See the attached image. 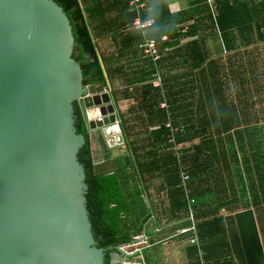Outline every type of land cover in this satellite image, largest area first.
<instances>
[{
	"label": "trees",
	"instance_id": "trees-1",
	"mask_svg": "<svg viewBox=\"0 0 264 264\" xmlns=\"http://www.w3.org/2000/svg\"><path fill=\"white\" fill-rule=\"evenodd\" d=\"M53 1L75 35L84 86L95 85L100 91L123 74V96L136 100L127 132L135 130L137 140L125 156L113 159L106 154L104 171L95 166L91 139L76 105L77 132L86 139L79 160L89 187L87 208L97 245L106 250L105 263L110 264L117 246L144 232L150 235L151 221L161 224L148 199L153 184L157 198H165L160 205L167 201V223H183L172 226L162 240L191 227L193 213L202 244L200 259L197 247L189 248L196 264H264L253 211L238 212L244 196L254 206L264 202V0H188L187 10L177 14L166 1L141 0L151 5V11L144 13V7L140 16L155 20L149 38L161 44L160 64L178 60L184 71L166 78L172 84H166L170 88L164 97L152 85L156 70L151 62L143 59L145 66L133 68L144 37L132 30L139 14L131 0ZM184 23H189L187 28H180ZM210 35L221 42L215 59L206 45ZM107 37L116 54L102 52L99 41ZM162 37L170 44L161 43ZM164 99L167 108L160 109ZM135 121L144 126L136 129ZM167 122L170 127H165ZM209 202L214 207L202 208ZM222 209L234 217L222 218ZM227 232L234 234L228 241ZM184 234L191 238L194 232ZM235 251L240 258L233 257ZM151 261L146 255V262Z\"/></svg>",
	"mask_w": 264,
	"mask_h": 264
},
{
	"label": "water",
	"instance_id": "water-1",
	"mask_svg": "<svg viewBox=\"0 0 264 264\" xmlns=\"http://www.w3.org/2000/svg\"><path fill=\"white\" fill-rule=\"evenodd\" d=\"M75 47L53 0H0V264H106L87 208L76 105L113 159L125 139L113 96L84 86ZM138 240L117 246L110 264H147L143 250H124Z\"/></svg>",
	"mask_w": 264,
	"mask_h": 264
},
{
	"label": "crops",
	"instance_id": "crops-1",
	"mask_svg": "<svg viewBox=\"0 0 264 264\" xmlns=\"http://www.w3.org/2000/svg\"><path fill=\"white\" fill-rule=\"evenodd\" d=\"M148 1L149 2L152 1L151 3L155 2V1L159 2V3L166 1V3L168 4L170 12H172L173 14L181 13L184 10H187V8H188V6L187 7L183 6L177 0L173 4H172V2H168L167 0H148ZM150 11H151V5L149 4V5L145 6L144 13L150 12ZM144 20H147V19H144ZM150 20L154 21V26L147 33V38L148 39H150L149 36L152 34V32L155 31L154 28H155V25H156L154 19L150 18ZM188 25H189V23L188 24H186V23L181 24L180 28H183V26H185V29H186ZM110 40L111 39H108V37H107V38L100 39V41H99V43L101 45V48H102V52L105 53L106 55L108 54V52L110 50V49L106 50V48H105L106 45H107L106 43H107V41L110 42ZM152 40H155V39H152ZM156 42L158 44V47H160L161 44H159L158 41H156ZM169 42H170V40L168 39V37H162L161 43L170 44ZM212 42H213V48L211 47ZM109 44L110 43H108V45ZM182 44H185V41H183ZM206 45H207V48H208L212 58L215 59L218 56L217 47L220 50V46H221V42H220L219 38L217 36H215V35H210V37L207 38V40H206ZM113 47L115 49H117L116 46L113 45ZM136 50H137V55H135L136 56L135 60L133 59V61H134L133 68L138 67L139 63L142 66H145L142 63L143 59H146V60H148V62H151L152 65L155 68L154 70H156L155 74H154V76L152 78V85H153L154 88L159 89L160 90V94L164 97L165 96V89L166 88L167 89L170 88L168 85L166 86V84H169V83H166V78L182 74L184 72V71H182V69H183L182 68V63H179L178 60H175V61L171 60V61L164 62L162 64H160V61H158L159 63L157 62V64H155L153 62V59L150 56H147V55L143 54L139 50V47H137ZM159 53H160V58H162L161 50L159 51ZM164 57H166V56H164ZM136 60H139V61H136ZM159 60H161V59H159ZM144 63H146V62H144ZM129 70H132V69L130 68ZM121 73H123V72L121 71ZM157 74H159V76L161 77V85L160 86L154 85L155 78H156ZM122 75L123 74H121V76L117 75L116 79H118V78L123 79L124 87L119 86V85L116 86L117 83L115 81L114 85L109 83V86L107 88L102 89V90H105V89L109 90L107 92L110 93V95L113 96V99L116 101L115 109H116L117 121H118V123H120L121 129H122V134H123L124 139H125V145L123 147H121V149H120V153H121L120 157L127 155L128 152L130 151L131 142L132 141L134 142V141L137 140V137H136V134H135L136 133L135 130L133 132H131L130 134L127 132V127H128V129H130L131 125H133V118L136 115V110L134 109L135 104H136V100H135V98H133V99H125L124 98L123 93H124V89L126 88V85H125L126 82H125V79H124V77ZM164 79H165V81H163ZM163 82L165 83L166 87L164 86ZM170 84H172V81H170ZM132 89H133L132 87L129 88V93H133L134 92V91H132ZM163 103L165 104V107L161 108V104H163ZM159 108L160 109H166L167 108L166 99L161 100V102L159 104ZM132 113H133V116L131 118V114ZM125 119L127 120L128 125H126ZM135 124H136V121H135ZM166 124H165V127H166ZM153 130L154 129H149V132H152ZM91 143H92V149L95 151V154L93 155L94 161L98 162L99 163L98 167L102 171H104L106 169V163H105V160H104L105 159V155L110 153V152H106L105 153L103 151V147H102L101 143L96 138H93L91 140ZM102 158L104 160L103 163L101 162ZM152 185L150 187V190L148 191V199H149L150 204L154 203L153 207L155 209V205L158 204V202L160 201V199H162V197L161 198H157L158 195L155 194L157 192L152 187ZM246 199L247 198L245 197V202H247ZM241 201L244 202V199H242V200H241V198L239 199V202H240L239 204L241 206V209L238 212L246 211V210H248V208H249V210L251 209L253 212L255 210L257 212L258 207H261V209H262L261 212H260L261 215L259 214L260 216H257V217L255 216L254 219H255V223L257 224L258 233H259V236H260V239H261V243H262V247H263L262 256L264 258V202L260 203L257 206H254V205H251V203L250 204H247V203L241 204ZM159 204H160V202H159ZM214 205L215 204H213L212 202L211 203L209 202L208 204H205V206H203L202 208L210 209V208L214 207ZM243 205H246L247 207L243 206ZM234 213H236V212H234ZM230 214H233V213H228L224 209H222L219 212V215H221L222 218H224V219L228 218ZM158 215H163V217H162L163 220H167L168 219V215L165 212L162 213V214L158 213ZM233 217H234V214H233ZM190 218H191V220H193V221H191V223H192L191 227H189V228H183L182 227L181 231L177 230L175 235L169 236V238L165 239L166 241H170L171 239L172 240H176V244H175V246H176V254L175 255H172V254L166 255L165 254L166 260L167 261L170 260L173 264H176L177 261L179 262L178 264H196L197 263L195 261V259L191 258L190 255H189V248L191 247V245L197 247L199 259H200V257H202V252H201V245L202 244H201V242H200V240H199V238H198V236L196 234L197 233L196 220H195V217H194L193 214L192 215L190 214ZM159 219H161L160 216H159ZM185 221L186 220H183V222H185ZM234 221H236V220H234ZM161 224H163V223H161ZM161 224L158 225L156 222L154 223L153 221H151L149 223V225H148L147 233H149L152 236L150 237V235L145 234V232H144L141 236H138V239H139L137 241L138 244L133 245V246H128L124 250L125 251L129 250V252L126 251L129 254L134 253V252L138 251L139 249L143 250L145 252L149 247L153 246V245H150L149 243H151V241L153 243L156 241L155 237H157V233H161V236L162 235L166 236L165 234L168 232V230H171L172 226H175L177 228L179 225L181 226L183 223L182 222H176V223L175 222H170V223H166V225H164V226L161 225ZM229 230H231V228H229ZM233 230L237 231L236 225H234ZM189 231L194 232V235L191 238H190V235L189 236H185V234H184V233H189ZM233 235L234 234H232L231 232H227L226 235H225V237H227L226 240L228 241ZM195 239H197V241H196V243L195 242L193 243L192 240H195ZM169 243L171 244V246L169 248L172 249L173 242H169ZM169 243L167 242L165 245H162V246H164V247L169 246L168 245ZM149 256H151V258L154 260V258L152 257L151 254ZM233 257L235 259L240 258L238 256V254H237V251L234 252ZM152 263H153L152 261L151 262H147V264H152ZM199 264H202V263L199 262Z\"/></svg>",
	"mask_w": 264,
	"mask_h": 264
},
{
	"label": "rangeland",
	"instance_id": "rangeland-1",
	"mask_svg": "<svg viewBox=\"0 0 264 264\" xmlns=\"http://www.w3.org/2000/svg\"><path fill=\"white\" fill-rule=\"evenodd\" d=\"M168 2H172V4L173 3H175V1L176 0H167ZM177 1H179L180 2V4H182L183 6H185V7H187L188 6V0H177ZM108 43H110L109 45H108ZM105 44V43H104ZM107 45H106V50H108V49H110L109 50V52L110 51H112L113 53H117L116 52V49L112 46V44H111V42H109V41H107V43H106ZM211 47L213 48V42H212V44H211ZM112 53V54H113ZM116 81V83H117V85L116 86H122V87H124V82H123V79H120V78H118V79H116L115 80ZM104 92H107V91H109V90H103ZM126 113V112H125ZM132 116H133V113L131 114V118H132ZM139 125H141V126H144V124H142V122L141 123H138V122H136V129H138V126ZM143 133V132H142ZM141 133V134H142ZM140 134V135H141ZM143 135V134H142ZM141 135V136H142ZM219 184V186H220V182H218ZM245 197L247 198V196H244V197H242V199H244V202H242L241 201V204H244V203H247V204H250L251 202H250V200L249 199H246V201L247 202H245ZM162 199H164L165 200V198H163L162 197ZM241 199V200H242ZM167 205V201H165L164 202V204H159V202H158V204L155 206L156 207V210H157V212L159 213V214H162V213H164L165 211H166V206ZM261 207H258V210H257V212H256V210L253 212V214H254V218H255V216L257 217V216H260L261 214H260V212H261ZM260 214V215H259ZM160 216V220H161V223H163L162 225L164 226V225H166V223H167V221L166 220H163V215H159ZM163 236V235H162ZM162 236L161 235H158L155 239H156V241L154 242V245L153 246H151V247H149L146 251H145V254L146 255H152V257L154 258V261L155 262H153L152 264H173L170 260L169 261H167L166 260V257H165V254L166 255H170V254H172V255H175L176 254V246H175V244H176V240H170V241H166V240H162ZM166 241V242H165ZM164 242V243H163ZM169 243V242H173V247H172V249H170L169 247L171 246V244L169 243L168 245L169 246H166V247H164V246H162V245H165L166 243ZM165 249V250H164ZM127 251V250H126ZM167 251V252H166ZM127 252H129V250L127 251ZM126 252V253H127ZM179 262L177 261V263L176 264H178Z\"/></svg>",
	"mask_w": 264,
	"mask_h": 264
},
{
	"label": "built area",
	"instance_id": "built-area-1",
	"mask_svg": "<svg viewBox=\"0 0 264 264\" xmlns=\"http://www.w3.org/2000/svg\"><path fill=\"white\" fill-rule=\"evenodd\" d=\"M131 7L135 8L138 12V16L135 18L132 26V30L136 33H139L143 35L144 42L139 46V50L147 55L150 56L153 59V62L157 64V62L160 59V53H159V47L155 40H151L147 38V33L150 29L154 26V21L147 19H142L141 15V9L145 7V4H141V0H131L130 1ZM154 85L160 86L161 85V77L159 74L156 75ZM106 90V89H105ZM165 104H161V108H164ZM166 127H170V124L167 123ZM193 213H191L192 215ZM138 238V237H137ZM197 239L192 240V242L196 243Z\"/></svg>",
	"mask_w": 264,
	"mask_h": 264
},
{
	"label": "flooded vegetation",
	"instance_id": "flooded-vegetation-1",
	"mask_svg": "<svg viewBox=\"0 0 264 264\" xmlns=\"http://www.w3.org/2000/svg\"><path fill=\"white\" fill-rule=\"evenodd\" d=\"M102 147H103V146H102ZM113 254H114V253H113ZM113 254H112V255H113ZM111 260H112V257H111Z\"/></svg>",
	"mask_w": 264,
	"mask_h": 264
}]
</instances>
